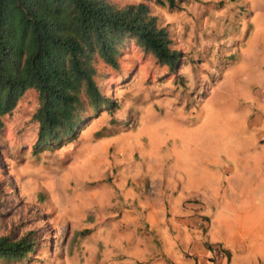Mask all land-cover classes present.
I'll list each match as a JSON object with an SVG mask.
<instances>
[{
	"label": "rangeland",
	"instance_id": "rangeland-1",
	"mask_svg": "<svg viewBox=\"0 0 264 264\" xmlns=\"http://www.w3.org/2000/svg\"><path fill=\"white\" fill-rule=\"evenodd\" d=\"M141 1L180 51L173 68L133 43L117 69L99 61L112 104L60 148L32 151L34 90L4 117L0 235L37 240L11 264H175L192 232L211 264L248 260L241 243L255 264L264 257V0Z\"/></svg>",
	"mask_w": 264,
	"mask_h": 264
},
{
	"label": "trees",
	"instance_id": "trees-1",
	"mask_svg": "<svg viewBox=\"0 0 264 264\" xmlns=\"http://www.w3.org/2000/svg\"><path fill=\"white\" fill-rule=\"evenodd\" d=\"M178 10L185 0H153ZM166 25L144 1L0 0V131L29 90L38 105L30 119L32 151L60 148L112 100L97 81V63L117 69L126 44L151 52L173 68L180 51L170 47ZM34 231L20 238L0 235V264L35 252Z\"/></svg>",
	"mask_w": 264,
	"mask_h": 264
},
{
	"label": "crops",
	"instance_id": "crops-1",
	"mask_svg": "<svg viewBox=\"0 0 264 264\" xmlns=\"http://www.w3.org/2000/svg\"><path fill=\"white\" fill-rule=\"evenodd\" d=\"M156 184V182L154 183ZM144 200H146V202H148V204L154 208L156 207V197L155 195H149L148 197L147 196H144ZM125 211V210H124ZM150 214L151 216H154L155 217V211L154 209L150 211ZM101 218V217H100ZM197 217L194 216L193 214H191L189 211L188 213H185L184 215V218H183V223L184 225H188L190 226L191 228H189L190 230L192 229H195V226L197 225ZM166 227H168L167 225H165ZM170 227V226H169ZM79 230H81V232H89L90 229L86 226H83V225H80L79 226ZM190 230H188V232H190ZM160 233H162L163 231H159ZM188 234L189 233H184V237L185 239H182L180 238V242H179V245H178V248L176 249L177 253H179V257H180V263H175V264H211L210 261H208V256H209V251H208V248H207V245L204 244L203 240H202V237H198V236H194V233L192 232L190 235H192L191 237L188 238ZM169 244H171L169 242ZM162 246H163V249H167V250H170V246H168V243L167 241L164 242V244L162 243ZM236 248H238L239 252V256H238V259L240 257V255L242 257H248L249 256V259L248 260H236L235 261V264H241L240 262L244 261L245 264H255V260L251 257V254H245L246 252H241V251H245V247L243 246V244H239V245H235ZM162 249V250H163ZM167 259H170L172 261L175 260V258L173 256H169L167 253H166ZM254 255V254H253ZM257 258L258 255H256ZM262 261L259 262L258 261V264H264V257H261Z\"/></svg>",
	"mask_w": 264,
	"mask_h": 264
}]
</instances>
